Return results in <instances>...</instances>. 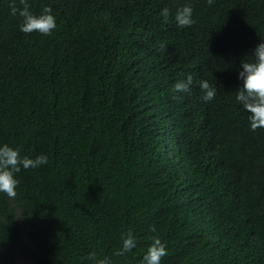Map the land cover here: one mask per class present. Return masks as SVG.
Returning <instances> with one entry per match:
<instances>
[{
	"label": "trees",
	"instance_id": "16d2710c",
	"mask_svg": "<svg viewBox=\"0 0 264 264\" xmlns=\"http://www.w3.org/2000/svg\"><path fill=\"white\" fill-rule=\"evenodd\" d=\"M11 3L0 0V144L48 163L15 174L16 197L0 193V264H95L93 252L142 264L153 236L161 264H264V128L235 100L264 0H26L52 8L50 36L20 32ZM184 6L194 22L180 27ZM187 75L190 91L174 94ZM128 231L137 245L117 256Z\"/></svg>",
	"mask_w": 264,
	"mask_h": 264
},
{
	"label": "clouds",
	"instance_id": "9594fccd",
	"mask_svg": "<svg viewBox=\"0 0 264 264\" xmlns=\"http://www.w3.org/2000/svg\"><path fill=\"white\" fill-rule=\"evenodd\" d=\"M212 0H208L211 3ZM23 8H17L15 0L9 5L11 15L17 14L22 18L19 24V31L25 34L33 32L43 36H50L57 28L56 16L51 7H44L39 13H33L29 9L26 0H20ZM167 11V10H165ZM193 9L184 6L176 14V22L180 27L191 26ZM249 59L240 62L237 79L239 86L236 88L235 100L248 113V125L252 131L264 128V40L257 44ZM193 80L191 75L185 79L177 80L173 86L174 94L188 93L191 89ZM200 89L203 93L202 99L211 102L215 99L217 89L207 80L200 82ZM175 99L176 96L174 95ZM48 163V156L40 154L34 158L21 156L18 148L12 147L7 143L0 144V193L6 194L9 198L17 195L16 189L19 184L15 174L21 168H37ZM155 231V229H153ZM122 246L116 252L117 256L131 252L137 245L136 238L131 231L121 236ZM168 255L167 244L158 236L151 237L147 251L142 258V264H161L162 259ZM94 260L95 264H113L111 257L105 256L97 258L96 254L90 253L87 257Z\"/></svg>",
	"mask_w": 264,
	"mask_h": 264
},
{
	"label": "rangeland",
	"instance_id": "374dc122",
	"mask_svg": "<svg viewBox=\"0 0 264 264\" xmlns=\"http://www.w3.org/2000/svg\"><path fill=\"white\" fill-rule=\"evenodd\" d=\"M21 247L23 249H33V246L31 244V242L27 239V237L25 235L22 236V245ZM18 264H30V261L28 260H24L23 258H20L17 262Z\"/></svg>",
	"mask_w": 264,
	"mask_h": 264
}]
</instances>
